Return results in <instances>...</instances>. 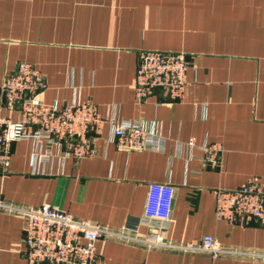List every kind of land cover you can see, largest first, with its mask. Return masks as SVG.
Instances as JSON below:
<instances>
[{
	"label": "crops",
	"instance_id": "0c3cea01",
	"mask_svg": "<svg viewBox=\"0 0 264 264\" xmlns=\"http://www.w3.org/2000/svg\"><path fill=\"white\" fill-rule=\"evenodd\" d=\"M141 50L188 56L179 101L160 91L134 98ZM20 62L43 75V103H91L105 121L142 120L163 149L122 151L107 123L88 134L93 152L80 159L44 141H15L0 199L108 228L160 210L173 243L210 235L223 248L264 252V219L217 221L213 193L264 178V0H0V116L11 120L18 113L4 108L1 85ZM203 144L220 145L216 167L202 162ZM23 226L0 211V264H26ZM95 248L102 264H264L111 240Z\"/></svg>",
	"mask_w": 264,
	"mask_h": 264
},
{
	"label": "built area",
	"instance_id": "2783aa9c",
	"mask_svg": "<svg viewBox=\"0 0 264 264\" xmlns=\"http://www.w3.org/2000/svg\"><path fill=\"white\" fill-rule=\"evenodd\" d=\"M189 58L183 52L141 50L133 84L134 98L144 101L156 91L163 92L168 102L182 98ZM47 85L43 75L30 63H18L1 85L4 108L18 113L16 120L0 116V171L9 167L10 145L33 139L63 147L65 155L80 159L92 154L89 133L98 135L107 123L115 146L122 151L162 152V138L146 128L142 120L105 121L91 103L73 101L62 107L45 104L39 96ZM194 146L193 140L186 143ZM202 162L210 168L219 163L221 147L203 144ZM163 189H167L163 187ZM214 217L238 227L264 219V178L249 181L234 189L217 188ZM0 211L19 216L24 223L23 245L26 264H102L96 252L97 241H116L145 249L205 253L212 258L243 256L264 263V252L223 248L210 235L197 244L173 243L166 237L170 219L160 210L140 217H129L118 228H108L79 220L48 204L30 208L9 204L0 199ZM144 229V232H141Z\"/></svg>",
	"mask_w": 264,
	"mask_h": 264
}]
</instances>
